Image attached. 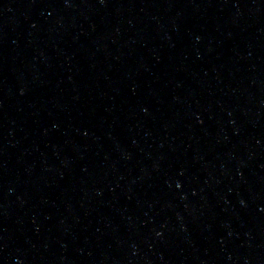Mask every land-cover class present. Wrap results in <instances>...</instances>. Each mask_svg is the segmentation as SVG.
<instances>
[{
    "label": "water",
    "instance_id": "1",
    "mask_svg": "<svg viewBox=\"0 0 264 264\" xmlns=\"http://www.w3.org/2000/svg\"><path fill=\"white\" fill-rule=\"evenodd\" d=\"M0 264H264V0H0Z\"/></svg>",
    "mask_w": 264,
    "mask_h": 264
}]
</instances>
